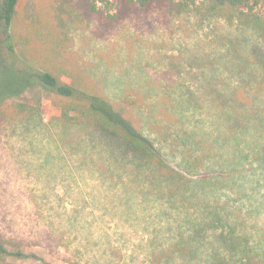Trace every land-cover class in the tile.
I'll use <instances>...</instances> for the list:
<instances>
[{
	"label": "rangeland",
	"instance_id": "obj_1",
	"mask_svg": "<svg viewBox=\"0 0 264 264\" xmlns=\"http://www.w3.org/2000/svg\"><path fill=\"white\" fill-rule=\"evenodd\" d=\"M106 21L73 0L0 19V241L24 254L0 264H264V30L204 0ZM40 73L82 77L77 98L114 103L165 165L52 120ZM203 198L236 224H193Z\"/></svg>",
	"mask_w": 264,
	"mask_h": 264
},
{
	"label": "trees",
	"instance_id": "obj_2",
	"mask_svg": "<svg viewBox=\"0 0 264 264\" xmlns=\"http://www.w3.org/2000/svg\"><path fill=\"white\" fill-rule=\"evenodd\" d=\"M73 1L79 3L86 14L95 17L101 16L107 20L106 22H109L111 20H117L119 16H121L122 11L125 10L146 9L153 5H169L180 10H185L195 6L200 0H125L126 2H120L116 8V14L113 15L110 13L106 14L101 9V5L104 4L110 9L108 0ZM204 1L205 7L209 11L227 13L242 22L252 23L254 26L264 30V2L261 4V0ZM19 2L20 0H3L0 19L10 23L19 6ZM261 5L263 10L257 11V7ZM36 76L43 85L53 89L59 98H61L58 101H53L51 105L47 106L50 114L48 112L46 113L52 120L96 127L102 132L122 140L128 148L135 151L144 161L157 166L165 165V162L161 158H158L150 141L136 130L133 123L126 115L116 109L114 103L104 101L101 98L94 97V95H92V98L86 100H80L77 98V94L83 93V91L88 89L87 84L82 77L68 75L71 79H68L65 83H60L58 78L50 73H40ZM234 98L236 99L237 96ZM247 99L248 97L240 102L243 103L247 101ZM230 100L233 101L231 98ZM236 121L238 122L239 118ZM221 175L222 174L220 173L218 176L213 177V182H211V184L215 185V183H220V181L222 183L227 182V178H224ZM174 187L176 189H179L180 187L182 188L177 192V195L181 193V200L193 204L192 198L194 194H190L191 190L186 189L184 185H180V187L174 185ZM203 199L207 203L209 209L205 208L204 211H199L195 210L192 205V214L194 213L197 218L200 217L202 219L198 218L199 221H194L193 224H236L237 220H235L232 211H223V208H220L218 205L214 206L208 202L207 199ZM184 204L185 203L180 204L179 206L186 210ZM185 205L190 209L187 204ZM23 255V252L20 250H9L6 244L0 241V256L2 259H6V257L18 259L23 257Z\"/></svg>",
	"mask_w": 264,
	"mask_h": 264
}]
</instances>
